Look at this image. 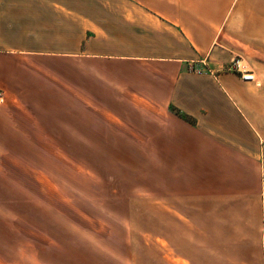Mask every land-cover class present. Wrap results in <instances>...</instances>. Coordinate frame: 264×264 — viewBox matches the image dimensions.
<instances>
[{"label": "crops", "instance_id": "crops-1", "mask_svg": "<svg viewBox=\"0 0 264 264\" xmlns=\"http://www.w3.org/2000/svg\"><path fill=\"white\" fill-rule=\"evenodd\" d=\"M262 67L264 0H0V264H56L62 145L153 163V264H264Z\"/></svg>", "mask_w": 264, "mask_h": 264}, {"label": "rangeland", "instance_id": "rangeland-1", "mask_svg": "<svg viewBox=\"0 0 264 264\" xmlns=\"http://www.w3.org/2000/svg\"><path fill=\"white\" fill-rule=\"evenodd\" d=\"M59 148L56 264H153V235L197 232L174 220L183 212L153 209V163L133 160V147Z\"/></svg>", "mask_w": 264, "mask_h": 264}, {"label": "built area", "instance_id": "built-area-1", "mask_svg": "<svg viewBox=\"0 0 264 264\" xmlns=\"http://www.w3.org/2000/svg\"><path fill=\"white\" fill-rule=\"evenodd\" d=\"M230 69L234 71L235 73L239 74V77L242 81L254 82V83L256 82L255 75L251 71L243 69V67L241 66L240 60L233 61ZM194 71L198 74L202 73L201 70H194Z\"/></svg>", "mask_w": 264, "mask_h": 264}, {"label": "trees", "instance_id": "trees-1", "mask_svg": "<svg viewBox=\"0 0 264 264\" xmlns=\"http://www.w3.org/2000/svg\"><path fill=\"white\" fill-rule=\"evenodd\" d=\"M176 114L179 115L181 118H183L185 121H187L189 123H193V121L190 118L183 116V115H180L179 113H176Z\"/></svg>", "mask_w": 264, "mask_h": 264}]
</instances>
